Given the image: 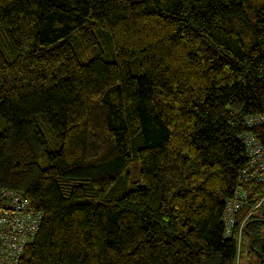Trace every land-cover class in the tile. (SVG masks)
Instances as JSON below:
<instances>
[{
  "label": "trees",
  "instance_id": "1",
  "mask_svg": "<svg viewBox=\"0 0 264 264\" xmlns=\"http://www.w3.org/2000/svg\"><path fill=\"white\" fill-rule=\"evenodd\" d=\"M263 112L264 0H0V188L42 214L17 264H237L244 232L264 264V181L222 223Z\"/></svg>",
  "mask_w": 264,
  "mask_h": 264
},
{
  "label": "built area",
  "instance_id": "2",
  "mask_svg": "<svg viewBox=\"0 0 264 264\" xmlns=\"http://www.w3.org/2000/svg\"><path fill=\"white\" fill-rule=\"evenodd\" d=\"M244 123L245 131L237 139L245 148L247 162L238 177L234 195L224 206L222 223L225 237H230L236 216L247 203L253 187L264 181V143L252 131L264 126V112L248 116ZM41 219L42 214L33 211L23 195L0 188V264L18 263L26 247L33 242Z\"/></svg>",
  "mask_w": 264,
  "mask_h": 264
},
{
  "label": "rangeland",
  "instance_id": "3",
  "mask_svg": "<svg viewBox=\"0 0 264 264\" xmlns=\"http://www.w3.org/2000/svg\"><path fill=\"white\" fill-rule=\"evenodd\" d=\"M255 214L256 216L264 219V202L261 204L260 208ZM260 231L262 233V236L264 237V224L261 225ZM250 240L251 238L249 233L244 232L242 236L243 246L241 249V253L238 256L237 264H259L256 252L249 247Z\"/></svg>",
  "mask_w": 264,
  "mask_h": 264
},
{
  "label": "bare ground",
  "instance_id": "4",
  "mask_svg": "<svg viewBox=\"0 0 264 264\" xmlns=\"http://www.w3.org/2000/svg\"><path fill=\"white\" fill-rule=\"evenodd\" d=\"M245 153H246V152H245ZM245 167H246V166H244L243 170L245 169ZM243 170H242V171H243ZM242 171H241V173H242Z\"/></svg>",
  "mask_w": 264,
  "mask_h": 264
}]
</instances>
